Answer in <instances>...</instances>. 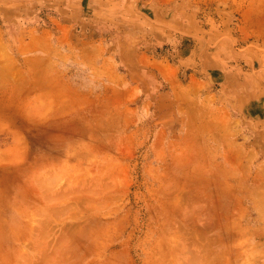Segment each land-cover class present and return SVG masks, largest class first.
<instances>
[{"label": "rangeland", "instance_id": "374dc122", "mask_svg": "<svg viewBox=\"0 0 264 264\" xmlns=\"http://www.w3.org/2000/svg\"><path fill=\"white\" fill-rule=\"evenodd\" d=\"M0 264H264V0H0Z\"/></svg>", "mask_w": 264, "mask_h": 264}, {"label": "bare ground", "instance_id": "6f19581e", "mask_svg": "<svg viewBox=\"0 0 264 264\" xmlns=\"http://www.w3.org/2000/svg\"><path fill=\"white\" fill-rule=\"evenodd\" d=\"M167 72H168V70H167ZM167 75H169V74H167ZM181 94V93H180ZM63 239V238H62ZM45 257H46V255H45Z\"/></svg>", "mask_w": 264, "mask_h": 264}]
</instances>
